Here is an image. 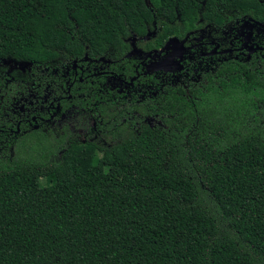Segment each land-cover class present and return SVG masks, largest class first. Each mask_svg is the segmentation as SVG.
<instances>
[{
  "label": "trees",
  "instance_id": "obj_1",
  "mask_svg": "<svg viewBox=\"0 0 264 264\" xmlns=\"http://www.w3.org/2000/svg\"><path fill=\"white\" fill-rule=\"evenodd\" d=\"M206 41L264 0H0V264H264V61ZM49 84L84 140L8 122Z\"/></svg>",
  "mask_w": 264,
  "mask_h": 264
},
{
  "label": "flooded vegetation",
  "instance_id": "obj_2",
  "mask_svg": "<svg viewBox=\"0 0 264 264\" xmlns=\"http://www.w3.org/2000/svg\"><path fill=\"white\" fill-rule=\"evenodd\" d=\"M254 45V44H253ZM197 46H202L200 50L198 51L200 53V56L203 57H209V56H217V55H222V54H232L236 53L237 55L239 54H245L243 51L249 52L251 55H254L256 59H262L264 61V42L263 46L260 45H254L250 46L247 43H243L242 47H236L233 49H230L228 51H222L221 50V45L219 43L215 42H204L200 43ZM210 46V47H209ZM170 49L172 50V53L175 52L174 50V45H171ZM165 50V49H164ZM163 50V51H164ZM208 52H205V51ZM155 52V51H154ZM162 53V52H161ZM160 52L154 53V55H161ZM151 58L154 61H156L155 58H152L151 55H145L144 59ZM217 62L220 63V60L217 59ZM142 64H146V62L142 61L137 68H139ZM219 65V64H218ZM217 65V66H218ZM77 67L75 66V69ZM212 70V69H211ZM153 72H150V74ZM154 78L158 79L159 78V73L155 71L154 73ZM98 75V74H96ZM139 75V74H138ZM156 79V80H157ZM79 81L82 83L84 81V78H79ZM156 82L151 81V84L146 86L148 89H156ZM131 86H134L133 81L130 83ZM73 84H70L69 87L67 88L66 96L61 97V96H56L53 95V90H50L51 85L49 84L46 88L42 89L39 91V93L34 94L31 87H29V98H23L24 100V106L21 109L20 113H17V110H12L11 109V115L12 116H17L13 117L12 119H9L8 117V122L12 123L13 125H16V128L18 129V132L21 129V126L28 127V129L33 128L36 130H39L40 126H50L52 129H59V130H64V126H69L74 134L80 135L83 140L85 139V135L92 132L95 129L96 122L100 121L99 116H95L94 112L90 114V116L86 119L85 121H78V107L76 105H71L70 107L66 108L63 110L62 108V101L64 99L72 100L74 99V96L71 94V87ZM150 87V88H149ZM135 92H138L140 89L135 87ZM42 92V93H41ZM153 93V92H152ZM131 94V91L129 92V95ZM152 94V96H154ZM126 98V96H124ZM124 98V99H125ZM144 99V98H143ZM29 105L26 107V105ZM16 108V107H15ZM9 110V109H8ZM18 114V115H17ZM35 114V115H32ZM88 122V123H87ZM90 124V127L88 126ZM79 127V128H78ZM13 130V127L10 128V131Z\"/></svg>",
  "mask_w": 264,
  "mask_h": 264
},
{
  "label": "water",
  "instance_id": "obj_3",
  "mask_svg": "<svg viewBox=\"0 0 264 264\" xmlns=\"http://www.w3.org/2000/svg\"><path fill=\"white\" fill-rule=\"evenodd\" d=\"M170 45H174V50L176 49V50L180 51V53H181V52H182V53L184 52V46H183V43L180 42L177 38L171 39V40L169 41V43L166 45L165 50L168 49ZM176 50H175V51H176Z\"/></svg>",
  "mask_w": 264,
  "mask_h": 264
},
{
  "label": "rangeland",
  "instance_id": "obj_4",
  "mask_svg": "<svg viewBox=\"0 0 264 264\" xmlns=\"http://www.w3.org/2000/svg\"><path fill=\"white\" fill-rule=\"evenodd\" d=\"M176 50V49H175ZM176 51H178V50H176Z\"/></svg>",
  "mask_w": 264,
  "mask_h": 264
}]
</instances>
